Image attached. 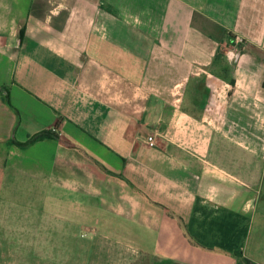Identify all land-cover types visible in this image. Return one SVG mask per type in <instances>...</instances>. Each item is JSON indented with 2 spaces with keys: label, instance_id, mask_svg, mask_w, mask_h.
<instances>
[{
  "label": "crops",
  "instance_id": "crops-1",
  "mask_svg": "<svg viewBox=\"0 0 264 264\" xmlns=\"http://www.w3.org/2000/svg\"><path fill=\"white\" fill-rule=\"evenodd\" d=\"M263 178L264 0H0L8 263L264 264Z\"/></svg>",
  "mask_w": 264,
  "mask_h": 264
},
{
  "label": "rangeland",
  "instance_id": "rangeland-1",
  "mask_svg": "<svg viewBox=\"0 0 264 264\" xmlns=\"http://www.w3.org/2000/svg\"><path fill=\"white\" fill-rule=\"evenodd\" d=\"M260 191H261L260 198L256 205L254 218L251 226V240L253 242V248L256 246L259 248L258 254L261 257L264 255V178L261 184ZM11 255L12 254L10 253L0 254V264H11L8 263L7 260L4 258L6 256L11 257ZM15 256H17L18 260H20L21 258L20 253H16ZM260 260H262V258H260Z\"/></svg>",
  "mask_w": 264,
  "mask_h": 264
},
{
  "label": "built area",
  "instance_id": "built-area-1",
  "mask_svg": "<svg viewBox=\"0 0 264 264\" xmlns=\"http://www.w3.org/2000/svg\"><path fill=\"white\" fill-rule=\"evenodd\" d=\"M242 39L236 37L233 42L231 47L225 52V58L226 60L231 63V64H235L240 60V57L242 55ZM146 142L148 143V145L152 146L153 143V138L149 137ZM82 237H85L86 234L82 233L81 234Z\"/></svg>",
  "mask_w": 264,
  "mask_h": 264
},
{
  "label": "trees",
  "instance_id": "trees-1",
  "mask_svg": "<svg viewBox=\"0 0 264 264\" xmlns=\"http://www.w3.org/2000/svg\"><path fill=\"white\" fill-rule=\"evenodd\" d=\"M52 134L50 132H42L36 136H34L31 141H37V140H41L47 137H50Z\"/></svg>",
  "mask_w": 264,
  "mask_h": 264
}]
</instances>
